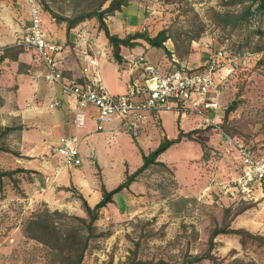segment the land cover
I'll list each match as a JSON object with an SVG mask.
<instances>
[{
  "label": "rangeland",
  "instance_id": "rangeland-1",
  "mask_svg": "<svg viewBox=\"0 0 264 264\" xmlns=\"http://www.w3.org/2000/svg\"><path fill=\"white\" fill-rule=\"evenodd\" d=\"M39 1L43 7L44 29L46 34L55 37L54 39H59V34L65 32L52 16L51 11L60 15H72L89 3V0ZM246 5L247 2L233 3L232 0H130L128 6L108 16L106 23L112 33L117 32L124 36L136 31H146L153 37L165 28L170 29V35H173L179 30L202 28L201 36L191 43L192 53L183 59L185 63H189L191 69L194 68L191 62L194 60L198 62L200 55L208 58L209 53L222 42L226 39L230 40L229 60L225 64V70L229 71V74L220 82L219 90L220 102L225 109L221 115L228 113L226 123L237 132L235 134L228 132L223 126L225 119L220 115L221 126L226 132L241 138L246 143L264 146V49L257 50L261 43L256 33L257 27L264 25V15L255 13L246 25L235 28L231 27L232 20L228 23L216 21L218 16L229 15L230 19H234V15L241 13ZM55 22L58 27L54 25ZM28 25L27 0H0V55L2 53L10 55L0 63V130L5 127L2 122L6 125L15 124L12 115L19 102V99L16 100L18 96H15L17 83L25 82L27 78H36L41 84L46 82L43 76V62L32 50L22 48L23 52L18 53V58H12L19 47L15 43L25 34ZM52 27H55L54 34ZM84 30L92 34L86 35ZM99 31V23L93 19L80 26L78 31L72 32L74 38H78L79 44L77 41L66 42L67 45L75 47L68 51V60L76 70L81 69L83 65L77 54L82 47L93 53L92 40L98 38ZM81 39H85L86 46L80 44ZM141 41L149 59L157 63H166L167 69L177 66L171 62L166 51L169 49L175 51L173 37L165 41L166 50L152 46L144 40ZM108 56L111 59L110 54ZM100 70L110 79L109 83L114 88V71L111 69L112 73L104 64L100 66ZM111 92L115 94L116 91ZM230 104L235 108L229 111ZM20 109L23 110V107ZM88 110L97 112L95 107H89ZM19 115L22 118L21 114ZM174 116L175 112L165 113L163 116V123L170 137L175 136L178 130ZM113 119L117 118L113 117ZM92 124L90 123V127ZM194 124L200 131L193 136V139L185 137L161 154V160L171 162L173 168L153 166L146 170L138 178L135 192L131 194L132 199L130 194L127 195L128 198L121 194L116 195V199L121 197V200L111 202L113 205H107L106 209H102L97 224L105 235L93 243L84 257L83 264H122L135 249L137 241H140L138 251L140 259L181 262L186 252L197 253L206 249L210 230L221 221L225 209L230 208L232 215L235 209L243 204L239 198L219 188L223 183H231L239 172L235 151L229 153L220 148L217 130L212 125L206 124L201 116L193 113L190 118L182 120L184 128L188 129ZM68 132V129L64 132L56 131L54 136L59 138ZM133 132L129 130L127 136H119L116 143L109 141L107 136H104V141H100L105 148L104 164L108 177L114 179V182L125 176V167L118 150L124 153L131 167H135L141 160L134 143V135H138L139 132ZM102 136L99 135L98 138ZM154 136V142L145 145L147 152L150 147L156 149L161 140L159 131L155 130ZM8 139L9 137H0V147L8 149L0 150V170L20 168L23 171L11 177H4L3 184L0 185V264H52L50 250L25 235L26 221L32 213L44 208L51 211L59 210L71 216L87 217L86 212L71 187L52 190L53 195L50 194L52 201L55 196L56 198L62 196L59 203L46 202L43 196H37L39 193L43 194L40 185H46V181L44 184L28 186L30 179L36 176V174L32 176L31 173L35 172L42 176V172L26 167L42 165L37 160L18 162L19 158L25 156L17 150V144ZM86 146L89 154L92 149L98 148L97 135L90 138ZM51 150L53 154V149ZM83 155L82 151L83 161L85 158L90 171L93 167L90 163L95 159L85 157L87 154ZM43 158L48 160L49 156L43 153L31 159ZM176 171L179 174V181ZM210 184H213L214 188L212 197L200 199L203 190ZM63 203L64 205H60ZM251 205L248 210L234 218L232 227L245 228L264 237V201L259 200ZM68 222L75 225L77 221L68 219ZM216 243L213 253L226 262L238 257L245 261H253L254 264H264V242H250L244 247L239 235L221 234L216 238ZM196 264L213 263L204 260Z\"/></svg>",
  "mask_w": 264,
  "mask_h": 264
},
{
  "label": "built area",
  "instance_id": "built-area-1",
  "mask_svg": "<svg viewBox=\"0 0 264 264\" xmlns=\"http://www.w3.org/2000/svg\"><path fill=\"white\" fill-rule=\"evenodd\" d=\"M27 1L29 25L15 44L32 50L43 62L46 81L59 85L61 92L74 101V105L69 106L75 111L72 122L76 127L85 124L88 105L98 110L92 118L99 131L104 130L113 117L124 120L134 132H139L151 111H172L182 118L197 114L217 130L220 148L224 152L235 151L239 162L236 177L231 183H223L220 190L225 189V193L229 192L244 203L264 201V146H255L231 135L222 128L219 119L225 110L220 102L219 84L229 74L225 64L229 60L230 40L226 39L209 53L202 70H193L185 64L165 70L141 57L139 62L133 61L140 74L128 82L124 92L114 94L102 82L97 58L88 52L78 77L64 75L59 59L63 46L46 34L42 4L39 0ZM59 105L60 101L54 100L49 103V108L55 109ZM53 155L58 157L61 166L81 165L83 157L78 135L59 137ZM213 191V184H210L199 198H210Z\"/></svg>",
  "mask_w": 264,
  "mask_h": 264
},
{
  "label": "crops",
  "instance_id": "crops-1",
  "mask_svg": "<svg viewBox=\"0 0 264 264\" xmlns=\"http://www.w3.org/2000/svg\"><path fill=\"white\" fill-rule=\"evenodd\" d=\"M93 19L95 18L87 19L84 22H81L75 28H73L68 34H67V29H66V23L59 22L60 23L59 26H61V28L64 29L63 32H65V34H59V39L58 38L54 39L55 37L53 38L50 37L52 40L54 41L56 40L55 42H58L62 44L63 46V50L59 54V59L61 60V65L64 68V75L67 77H78L80 75L81 69L76 70L73 64L69 63L68 51L70 52L71 48L74 49L75 47L74 46L71 47L70 44L67 45L66 42L67 41L71 43L73 41L76 42L78 38L76 37L74 38V35H73L74 31H78L80 26H82L83 24H86L88 21L93 20ZM54 25L57 26V23L55 22ZM53 29H55V27H52L51 29L54 34ZM85 33L86 35L87 33L89 35L92 34L87 31H85ZM114 33L118 34L120 37L126 36V35L125 36L121 35L117 32H114ZM141 40L142 39H139L138 44L134 47L124 46L122 48L121 54L124 58V62L120 64L113 59L112 46L110 45L104 31L100 29L98 38L92 40V44L94 47H92L91 49L93 53L91 54L88 49H86L85 47L84 48L82 47V49L79 51L77 55L81 61V64L85 63L84 57L87 52L90 55L96 57L99 63L98 68H99L100 76L107 90L109 92L116 91L115 94L122 93L126 90L128 82L140 74V70H137L136 66H134L135 64H133V61L139 62L141 57L145 58L146 61L156 64L162 69L170 70L165 67L166 63L165 64L157 63L156 61H152L151 59H149V57L147 56V52L145 51V48L142 47L143 43L142 44L140 43L142 42ZM99 42H101V44H99ZM104 42H106L105 45H107V47L104 45ZM77 44H79L78 41H77ZM80 44L84 46L86 44L85 39L83 40L81 39ZM97 48L99 50H97ZM169 50L172 52L171 54L172 57H169V56L168 57L169 59H171V62L174 65L180 66L181 64H187L189 67V63L188 62L185 63L184 60H180L174 53L173 49H169ZM108 54H110L111 59L108 56ZM206 61H207V57L200 55L199 61L197 62L194 60L193 61L194 63L191 62V64L194 67H199L201 65H205ZM103 64L105 66H108L111 72L113 70L115 73V78H114L115 87L114 88L111 87L109 83L110 79L107 78L102 73V70H100V66ZM115 88L118 90H114ZM15 93H16L15 96H18L16 100L19 99V102H17L18 104L17 109L15 108V110H13V115H12L14 116L13 118H15L14 119L15 124L6 125L4 122H2L1 124L3 126L4 125L14 126L18 128L10 130L4 136L5 138L9 137L8 140L10 142L17 144L18 146L17 150H20L21 151L20 154L25 156L23 158H19L18 162H21L20 160L35 162L37 160L38 162H40V165H42L41 166L42 168L38 166L32 167V168H29L26 166L24 167L28 169H36L39 172H42V176L35 172L31 173L32 176H34L35 174L36 176L33 177V179H30L28 186L38 185L41 183L44 184L46 181V185H40V189H42L43 194L40 195L39 193L37 195V196H43L44 198L43 200H45L46 202L59 203V200L62 199L61 198L62 196L59 195L61 196L60 198H56L55 196L54 201H52V197L50 196V194L53 195L52 194L53 191L57 190V188L59 187H64V188L73 187V190L82 193L85 199L88 201V203L93 207L103 197L102 184L105 185L107 190H112L125 180L127 171L132 173L143 164L142 152H144L145 154H149L151 151L155 149V148L152 149L150 147L148 152L145 149V145H150L151 143L154 142L155 140L154 131L155 130L159 131L160 133V137H161V140L159 142L160 144L161 141L165 137L169 139H174V138H177L180 131H182L183 133H188L189 131L195 130L198 127L196 124H194L188 129L184 128V126L182 125V120L190 118V115L187 116L186 118H182L175 113L176 117L174 116V118L177 120L175 122L178 124V127H177L178 130L175 136L170 137L167 134L165 125L163 123V116L165 113L172 114L174 112L172 111H161V112L151 111L149 112L145 122L142 124L139 134L134 135V143L136 144L138 152L141 155V160L137 162L135 167L133 166L131 167L129 160L127 159L126 156H124V153H122L121 150H118L120 154L121 162L124 164V167H125V176L124 178L122 176L121 180L119 181L117 180V182H114L113 181L114 179H111L108 177V171L104 164L105 159H106L105 150H104L105 148L103 144L100 143V141H104L105 140L104 136H107L109 138V141L111 140L113 141V143H116V139L119 136H127V134L129 133V130L133 132V129L127 124V122H125L124 120L118 117H115L117 119L111 120L108 124H106L104 130L99 131L97 130L96 120L92 118L93 116H96L98 114V110H96L97 111L96 113L93 111H90L88 110V108L94 107V106L88 105L86 108V112L88 116L85 121V124L82 127H76L72 122L75 116V111L71 109L69 106L70 104L73 106L74 101L71 98L66 97L61 92L59 85L54 84L49 81H46L45 84H41L39 80L36 78L35 79L27 78L25 82L22 81V83L20 82L17 83V89ZM54 100H59L60 105L55 109H50L49 103H51ZM21 107H23V110L20 109ZM19 114H21L22 118L19 117L20 116ZM90 123H93L91 127H90ZM67 129L69 132L68 134H64V135H70V134L76 133L80 139L81 151H83L84 155L87 154L85 155V157H93L95 159V161L90 163L93 166L91 167L90 171L88 170L89 169L88 163L87 164L85 163L86 162L85 158H84L83 163L78 166H74V167L60 166L58 157L52 154L51 148L53 149L54 146L58 143V138L54 136L55 132L56 131L64 132V130H67ZM195 134H193V136ZM95 135H97L98 148L92 149L90 151L91 154H89L88 148L86 146V142ZM99 135H103L102 137H100L102 138V140L98 138ZM159 144L157 145V147L159 146ZM93 151H94V154H93ZM43 153H46L49 156L48 160L46 158H43L42 160L31 159V158L39 157ZM160 157L161 155L158 157V160L162 161ZM162 162H164L167 165V167H170V168L174 167L173 164H171V162L169 161L167 162L162 161ZM96 163L101 168V178L97 174L98 171L96 168ZM176 174H177V179L179 181V174L177 173V171H176ZM138 178L130 185L129 188L123 189L121 192L117 193L116 195L121 194L122 196L128 198L127 195L129 196L130 194V199H132L131 194L135 192L136 184H138ZM19 185L21 186V188H24L22 184H19ZM32 191L35 192L36 190H32ZM116 195L114 196L113 202H118L119 200H121V197L120 199L117 200ZM60 205H64V203ZM111 205L113 204L112 203L108 204V206H111ZM108 206H105L103 209H106ZM101 212H103V210Z\"/></svg>",
  "mask_w": 264,
  "mask_h": 264
},
{
  "label": "trees",
  "instance_id": "trees-1",
  "mask_svg": "<svg viewBox=\"0 0 264 264\" xmlns=\"http://www.w3.org/2000/svg\"><path fill=\"white\" fill-rule=\"evenodd\" d=\"M233 3H246L244 10L238 15H234V19H230L229 15L218 16L216 21L225 23L232 20V26L235 28L239 25H246L255 13H261L264 15V0H232ZM130 0H89L86 7L76 10L72 15H60L51 11L52 16L57 22H65L67 34L75 28L81 22L87 19L95 18L99 23V28L104 31L110 45L112 46L113 59L122 64L124 58L121 54L122 48L134 47L138 44V40L142 39L152 46L162 47L165 49V41L168 38L173 37L175 43L176 56L183 60L185 57L192 53L191 43L193 40L199 38L202 34V28H194L191 30H179L173 35H170V29L165 28L159 31L155 36H150L146 31H136L129 33L125 37H120L118 34L112 33L106 23V18L110 15H114L115 12L122 10L123 7L128 6ZM48 8V6H46ZM256 33L259 36L261 45L257 47V50L264 49V25L257 27ZM15 47V46H12ZM23 47H18L16 54L12 58L17 59L18 53L23 52ZM166 50V49H165ZM167 51V55L172 57V52ZM10 55L2 53L0 55V63L3 62ZM179 66V65H178ZM205 65L194 67L193 70H202ZM229 111L234 109L233 104L229 105ZM228 111V112H229ZM228 113L224 116L225 123L224 128L235 134L237 131L232 129L226 123ZM18 127L5 126L0 130V137L7 134L10 130ZM199 132L198 129L189 131L188 133L179 132L177 138L169 139L165 137L159 146L151 151L149 154L142 152L143 164L137 168L134 172L127 171L125 180L116 186L112 190H107L104 184H102V199L93 207L88 203L82 193L75 191L76 196L81 200L82 208L86 212L87 217L71 216L67 213L59 210L51 211L48 208L34 212L30 218L26 221L24 226L25 235L33 239L40 244L46 246L52 254V264H83L84 257L88 250L93 246V243L99 238L105 235L98 227V220L100 218L101 210L109 203L114 201V196L121 192L125 188H129L130 185L137 180L146 170L153 166H162L167 168V165L158 160V157L170 148L175 143L182 140L183 137H189L193 139V134ZM0 150H8L4 147H0ZM98 175L101 178V168L96 163ZM23 171V169L17 168L13 170H0V185L3 184L4 177H11L13 174ZM73 190V187L70 188ZM237 207L232 215H230V208L225 209L223 218L219 223H216L211 228L207 247L203 251L197 253L186 252L183 255L181 262L170 263L168 261L159 260L157 262L153 260H143L138 257V251L140 247V241H137L135 249L131 251L128 259L122 264H196L204 260H209L213 264H254L253 261H245L242 258H234L229 262H226L218 258L213 250L216 246V238L221 234H235L240 236V242L245 247L248 243L264 242V237L259 234H255L245 228H233L232 221L235 217L248 210L252 205L251 203H244ZM69 220H76V224H70Z\"/></svg>",
  "mask_w": 264,
  "mask_h": 264
},
{
  "label": "water",
  "instance_id": "water-1",
  "mask_svg": "<svg viewBox=\"0 0 264 264\" xmlns=\"http://www.w3.org/2000/svg\"><path fill=\"white\" fill-rule=\"evenodd\" d=\"M233 104H235V102H233ZM93 154H94V151H93Z\"/></svg>",
  "mask_w": 264,
  "mask_h": 264
}]
</instances>
